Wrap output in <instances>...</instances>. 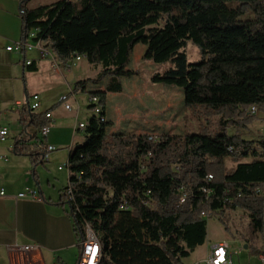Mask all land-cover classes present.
<instances>
[{
	"label": "trees",
	"instance_id": "obj_1",
	"mask_svg": "<svg viewBox=\"0 0 264 264\" xmlns=\"http://www.w3.org/2000/svg\"><path fill=\"white\" fill-rule=\"evenodd\" d=\"M30 1L20 0L21 40L36 31L60 63L81 55L100 66L75 83L76 92L107 82L105 90L90 91L102 112L91 115L85 142L69 155L73 199L64 192L58 202L67 205L79 242L86 225L98 236L99 264H184L206 242L204 211L224 216L241 208L252 233L263 231L264 136L246 139L238 129L258 119L248 115L251 106L264 115V0H59L36 8ZM189 41L198 62L183 52ZM139 43L147 46L143 60L174 64L150 80L184 90L188 113L206 121L198 132L155 140L148 133H108V94L122 93V79L139 75L128 68ZM47 112L24 105L27 135L14 143L15 154L34 166L48 146L40 135ZM182 187L187 197L176 206ZM203 188L213 193L207 197Z\"/></svg>",
	"mask_w": 264,
	"mask_h": 264
},
{
	"label": "crops",
	"instance_id": "obj_2",
	"mask_svg": "<svg viewBox=\"0 0 264 264\" xmlns=\"http://www.w3.org/2000/svg\"><path fill=\"white\" fill-rule=\"evenodd\" d=\"M57 1L59 0H31L29 7L36 8L48 4L46 2L52 4ZM21 35L20 0H0V85L3 87L2 96L5 99V102H2L3 97L0 98V102L5 103H0V125L9 130L7 139L0 142V192L1 190L5 192L4 195L0 194V264H76L80 251L79 240L73 220L67 212V205L58 202L69 185L70 178L69 168L60 169L59 167L69 162L70 152L76 147V143L80 142L78 138H84L85 132L76 131L75 127L81 122H87L90 118L79 121L82 107L78 102L77 92L74 91L75 83L78 80L71 76L72 67L78 60H71L67 65H64L58 60L54 63L48 56L42 57L37 50L25 54L9 51L7 46L20 40ZM146 48L147 46L142 48L143 54ZM83 58L86 57H82L79 61ZM27 59L33 60V64L37 67L36 70H29L25 64ZM106 84L107 82L103 81L98 84L102 87L93 91L105 90ZM89 86L87 91H89ZM57 88L59 91L55 94L56 97L52 98L47 95L49 91ZM34 94L39 95L41 107L33 112H51L53 117L49 123H56V126L65 127L68 131L66 138H50L49 134L53 129L51 125L50 132L45 137L48 145L56 146L57 149L49 152L43 162L40 161L35 166L29 156L17 155L14 152L16 139L25 136V127L21 123L24 105L28 104V108H30L29 105ZM110 94L112 93L108 94V99ZM64 95L69 96L68 103L71 105V110H67L65 104L60 101ZM72 99L77 101L76 108ZM89 99L90 96L88 101ZM62 103L65 110L71 111L75 115H73L74 121L65 126L59 124V118L53 115L54 108ZM87 107L90 109V101ZM107 108V120L113 123L107 130L110 134H129L125 133V130L141 131V133L133 134H144L148 133L146 130H155L161 127V121H157L156 115L133 114L135 120L133 118L130 120L132 123L130 129L119 128L120 132H109L115 128L116 124L114 119L108 116ZM259 121L264 124V118ZM10 126L19 130L20 133L16 136L10 135ZM26 131L31 132V127H27ZM238 131L246 139L253 134L259 136V132L254 133L255 130L253 131L250 125L238 129ZM40 135L42 134L40 133ZM32 190L37 192L36 198L19 196L20 193L28 194ZM225 215L232 218V228L227 225L228 232L226 234L228 236L221 239L211 240L207 233L204 244H207L208 250L201 259L203 263L211 253L213 244L226 242L232 251L233 241L229 237L232 235L240 245L236 250L237 253L245 254L246 264H251L250 258L255 256L256 262L262 264L259 255L264 253V228L262 232L252 233L249 214L241 208L228 210ZM242 216H246L247 229L240 231L236 225L245 222L236 221H240ZM26 245H35L36 249L25 250L24 246ZM232 253L234 252L232 251Z\"/></svg>",
	"mask_w": 264,
	"mask_h": 264
},
{
	"label": "rangeland",
	"instance_id": "obj_3",
	"mask_svg": "<svg viewBox=\"0 0 264 264\" xmlns=\"http://www.w3.org/2000/svg\"><path fill=\"white\" fill-rule=\"evenodd\" d=\"M50 1V0H48ZM56 1V0H55ZM50 4V2H46ZM145 48L146 45L143 43H139L134 47L133 53L130 58V63L128 64L129 69L138 70L139 75H135L132 77H124L122 79L124 85L123 93H112L107 102V114L112 117L115 121V128L113 130H109V132H120L119 128L130 129L132 123L130 120L134 118L133 114H137L140 116L156 115L157 121H161V127L155 130H146L148 134L158 138L163 134H174V135H184L187 132H198L201 128V123H206L205 120L195 117L188 113L185 108V97L184 90L180 87H176L173 85H156L153 84L150 80L151 76L155 73H165L168 70L174 68V64L172 62H168L166 64L156 63L153 61H145L142 59V48ZM183 52L186 53L188 57V61L190 63H195L200 61L201 56L199 54L198 48L193 45L190 41L183 48ZM33 53V52H32ZM142 53V54H141ZM30 54V53H29ZM101 67L92 65L88 63L86 58H83L81 61H77L75 65L72 67V75L76 78V80H84L89 77L95 76ZM71 80V78H69ZM102 86L91 84L89 86V91H77V99L81 104V112L79 115V121H84L86 118L91 117L93 114L91 110L87 107L89 105L88 98L90 96V91H93L96 88ZM2 90L3 87L0 85V98H2ZM59 91V89H52L47 93L48 96L52 98L56 97L55 94ZM14 95V94H13ZM73 104L74 107H77V101L74 99ZM5 102L4 97L1 100ZM1 104H5L2 103ZM120 102V104H119ZM53 115L59 118L58 123L61 125H67L71 121H74V114L71 111H67L64 108V104H60L54 108ZM74 115V116H73ZM249 116H252L248 114ZM132 116V117H130ZM258 119H255L252 123H250V127L253 129L254 133L259 132V136L253 134L248 139L260 138L264 135V124L260 122L261 118H264V115L258 112ZM217 117L212 118V122H216ZM56 123H51L53 126L52 132L49 134V137H59L66 138L68 131L65 127H58L55 125ZM248 126V125H247ZM258 126V127H257ZM262 128V129H261ZM235 128H230V133H234ZM241 129V128H239ZM10 135H18L19 130L10 126ZM125 133L133 134V133H141V131H126ZM144 133V132H142ZM261 133V134H260ZM110 134V133H109ZM117 134V133H113ZM145 134V133H144ZM24 135H27L24 133ZM84 138L80 139L77 145H81ZM248 160V159H247ZM235 164L231 161L228 162V166L232 167ZM233 217V214H232ZM243 218L240 221L236 222H245L242 224H237L238 230H246V216H242ZM230 226L232 228V218L230 216H221L219 214H215L211 216L207 220V233L208 238L211 240L221 239L225 236H228L226 232H228L226 226ZM235 226V227H236ZM232 239V251L233 253V263L234 264H246L245 254L240 252L237 253V249L239 248V242L235 240L232 235H229ZM208 250L207 244H203L199 246L196 251L190 254L189 257L185 258L184 264H205L201 260L206 251ZM251 264H258L256 262V256L254 258H250Z\"/></svg>",
	"mask_w": 264,
	"mask_h": 264
},
{
	"label": "built area",
	"instance_id": "obj_4",
	"mask_svg": "<svg viewBox=\"0 0 264 264\" xmlns=\"http://www.w3.org/2000/svg\"><path fill=\"white\" fill-rule=\"evenodd\" d=\"M35 37H36V31H33L29 35L27 40L23 41L20 39L18 41L12 42L10 45L7 46V49L9 51H15V52L22 53V54L37 50L41 53L42 57L48 56L53 60L54 63H56L57 58L55 54L46 46L44 41L37 40L35 39ZM82 57L83 56L81 55H76L72 60H80ZM25 64L27 66L31 65L33 64V60L27 59L25 60ZM60 101L65 104V108L67 110H71V105L68 103L69 101L68 95L62 96L60 98ZM89 101H90V106L92 105L94 106L92 109H90L91 112L96 116H100L102 111H98L99 98L96 96H91ZM29 106H30V109L33 111L39 110V108L41 107V99L39 95L34 94L32 96V102H30ZM258 112H259V108L257 105L251 106L248 110V114L254 115V116L257 115ZM46 116L49 120H51L53 117L51 112H47ZM86 127H87V122H81L75 127V130L85 131ZM50 129H51V123H49L47 126L41 129V134L43 136H46L50 132ZM8 134H9L8 128L0 125V142L5 141L8 137ZM150 138L153 140L156 139V137L154 136H151ZM56 149H57L56 146L48 145L44 159L46 158L49 152H52ZM146 159H147V156L142 157L140 159V165L142 169L145 168L144 163ZM64 167L69 168V162H67L64 166H60L59 168L62 169ZM211 178L212 176L210 175L209 179ZM64 192L67 194L68 200L73 199L72 188L69 185L66 187ZM203 192L206 194L207 197H209L213 193V191L210 188H203ZM0 194L4 195L5 194L4 190H1ZM149 194H150V191H147V195ZM37 195H38L37 192L34 190L30 191L28 194L27 193L19 194L20 197L30 196L32 198H36ZM186 197H187V192L185 191V188L182 187L180 198L179 200L175 202V205L176 206L181 205L183 202H185ZM145 203L147 204V202ZM201 215L203 218L209 219L211 216H213V213L204 211L202 212ZM79 247H80V251H79V255L76 260V264H92L95 261H99L100 247L96 245V241L93 240V230L91 229L89 225H86L85 227V238L79 242ZM24 249L34 250L36 249V246L26 245L24 246ZM232 256H233V253L231 251L230 245L227 244L226 242H220V243L213 244L211 253L207 256L204 263L205 264H234ZM259 258H260L261 263L264 264V253L260 254Z\"/></svg>",
	"mask_w": 264,
	"mask_h": 264
},
{
	"label": "bare ground",
	"instance_id": "obj_5",
	"mask_svg": "<svg viewBox=\"0 0 264 264\" xmlns=\"http://www.w3.org/2000/svg\"><path fill=\"white\" fill-rule=\"evenodd\" d=\"M98 111H100V107L99 106H98ZM93 240L96 241V245H98L100 247V250H99V261H95L92 264H99L101 256H102V246H101V243H100V240H99L98 236L94 232H93Z\"/></svg>",
	"mask_w": 264,
	"mask_h": 264
}]
</instances>
